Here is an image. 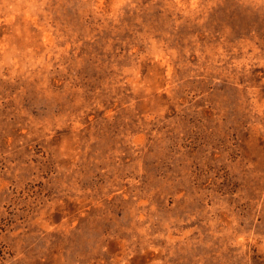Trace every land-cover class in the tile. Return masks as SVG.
Wrapping results in <instances>:
<instances>
[{
  "label": "rangeland",
  "instance_id": "obj_1",
  "mask_svg": "<svg viewBox=\"0 0 264 264\" xmlns=\"http://www.w3.org/2000/svg\"><path fill=\"white\" fill-rule=\"evenodd\" d=\"M0 264H264V0H0Z\"/></svg>",
  "mask_w": 264,
  "mask_h": 264
}]
</instances>
